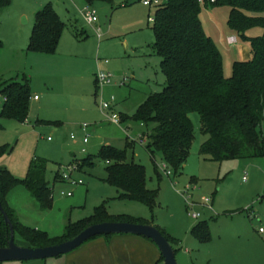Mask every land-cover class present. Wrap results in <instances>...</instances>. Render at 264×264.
Listing matches in <instances>:
<instances>
[{"label": "rangeland", "instance_id": "rangeland-1", "mask_svg": "<svg viewBox=\"0 0 264 264\" xmlns=\"http://www.w3.org/2000/svg\"><path fill=\"white\" fill-rule=\"evenodd\" d=\"M144 1H96L92 5L97 12L96 26L83 17L82 11L90 6L86 0H12L10 7L0 11V85L28 79L32 94L40 99L31 100L24 123L0 119V147L10 148L0 158V167L23 180L34 159L47 160V181L53 189V209L45 213L35 210L39 206L36 200L18 195L21 220L28 227L59 236L69 222L90 217L106 202L109 215L153 220L154 226L172 232L181 242L192 224L208 222L215 244L219 237L232 235H244L245 243L254 244L264 239V159L206 160L200 149L208 136L201 132L197 113L190 115L195 139L182 174L167 170L162 155L156 153L152 158L146 149L147 129L133 116L150 95L163 90L166 79L154 48L152 19L157 5L145 6ZM46 4L65 23L59 48L52 55L28 50L34 13ZM230 10L228 6H202L200 13L205 33L222 53L225 78H231L238 61L236 47L250 49L249 41L229 27ZM262 34L263 29L256 27L245 35L255 38ZM234 37L237 42H231ZM101 72L113 75V85L98 86ZM3 103L0 94V107ZM102 103H112L111 109L103 112ZM115 115L127 120L112 123ZM84 124L87 131L82 129ZM86 135L89 142L85 145ZM106 146L126 151L128 162L145 167L147 188L159 191L153 211L139 202L120 200L121 192L104 181L108 164L99 154ZM87 156L94 159L95 167L80 169V163L74 161ZM73 164L78 168L73 178L83 185L72 188L54 182L57 173L62 175ZM69 191L72 198L61 196ZM205 200H210L212 211L205 207ZM194 213L201 216L196 221L190 217ZM15 241L22 244L18 237ZM68 255L3 264H66ZM182 257L179 251L177 261Z\"/></svg>", "mask_w": 264, "mask_h": 264}, {"label": "trees", "instance_id": "trees-1", "mask_svg": "<svg viewBox=\"0 0 264 264\" xmlns=\"http://www.w3.org/2000/svg\"><path fill=\"white\" fill-rule=\"evenodd\" d=\"M96 1L86 0L90 6ZM11 4L12 0H0V11ZM202 6L230 7L229 27L249 41L252 57L245 62L237 61L231 78H225L222 53L205 33L200 19ZM156 7L152 22L154 48L161 59L166 84L161 92L150 95L133 116L135 122L147 129L146 149L152 158L160 153L168 169L176 175L182 174L195 139L190 115L197 113L201 132L208 136L200 149V155L206 160L264 159V0H217L215 3L210 0L202 3L199 0H159ZM256 27L262 28L263 34L247 38L246 32ZM64 29L65 23L52 5L46 4L35 14L28 50L55 54ZM0 94L4 97L0 119L26 122L33 97L30 81L2 82ZM121 119L125 122L127 117ZM0 129H3L1 123ZM9 149L8 146L0 147V158L8 154ZM99 157L108 164L104 181L121 192L120 200L136 201L154 210L159 191L147 188L143 165L128 162L126 151L111 146L103 147ZM74 163H80V169L95 167L91 156ZM47 169V160L34 159L27 177L19 180L0 167V203L13 226L15 239L21 240L20 246L38 249L58 245L74 239L92 225L107 222L154 226L153 220L109 215L106 202L90 217L69 222L61 236L52 237L45 231L23 225L8 204V195L22 186L42 211L52 209L53 189L47 181ZM58 181H61L59 173L54 177V182ZM157 228L177 254L178 241ZM191 234L203 244L212 240L208 222L197 223ZM111 236L99 237L110 239ZM9 239L10 228L0 213V248H6ZM161 261L164 262L163 257Z\"/></svg>", "mask_w": 264, "mask_h": 264}, {"label": "crops", "instance_id": "crops-1", "mask_svg": "<svg viewBox=\"0 0 264 264\" xmlns=\"http://www.w3.org/2000/svg\"><path fill=\"white\" fill-rule=\"evenodd\" d=\"M41 8L42 7H40L39 10ZM36 12L34 13V18ZM231 42H237L236 37L231 38ZM251 57L252 54L250 49H248L247 47H236V58L238 59V61L245 62L250 60ZM32 96V100H40L39 98L37 100L34 99L35 97H38L37 95L34 96L32 94ZM25 194L26 196L24 197L29 196V198H31V201H35V199L26 189H21L20 187L12 190L7 199L10 207L16 211L21 223L23 221L21 220L20 212L18 209L17 202L19 201L17 200V196H23ZM34 208L35 210L39 209L41 213H45L41 210L40 206ZM208 209L212 211V208ZM51 210H48V212H50ZM22 224L24 225V222ZM196 224L197 223L192 224V228L189 229H193ZM190 230H187L188 232H186V236L182 239V242L175 238L172 232L171 234L170 232H167L171 237L178 241L177 249L183 252L181 262L180 260H178V264H264V239L262 238L257 239L254 244H247L244 242V235H232L228 236L227 238L219 237L218 243L215 244V239L214 237H212V240L209 243L203 244L200 243L196 238H194L192 234H190ZM52 235L54 234L52 233L51 236ZM52 237L57 236L54 235ZM215 248H217L219 251H214ZM161 257L162 255L157 246L146 238L134 235H116L111 237L110 239L96 238L88 241L76 251L70 253L66 257L65 263L165 264L163 261H161Z\"/></svg>", "mask_w": 264, "mask_h": 264}, {"label": "water", "instance_id": "water-1", "mask_svg": "<svg viewBox=\"0 0 264 264\" xmlns=\"http://www.w3.org/2000/svg\"><path fill=\"white\" fill-rule=\"evenodd\" d=\"M0 213L5 223L10 228L8 246L6 248H0V264L9 262L45 261L58 258L72 253L95 237L108 235H134L151 240L159 249L165 264H178L176 252L172 244L161 231L153 225L114 222L101 223L86 228L70 241L46 248L33 249L20 246L16 243L13 226L1 203Z\"/></svg>", "mask_w": 264, "mask_h": 264}, {"label": "built area", "instance_id": "built-area-1", "mask_svg": "<svg viewBox=\"0 0 264 264\" xmlns=\"http://www.w3.org/2000/svg\"><path fill=\"white\" fill-rule=\"evenodd\" d=\"M204 0H199V2H203ZM217 0H210L211 3H215ZM159 0H145L143 2V4L145 6H151L153 3L154 4H158ZM82 14H83V17L84 19L86 20V22L90 25H93V26H96L97 25V22H98V18H97V12L95 10V8H93L92 6H88L87 8H85L83 11H82ZM152 22H153V19H152ZM97 33H98V36L99 38H101V36L99 35V30H97ZM97 83H98V86H100L101 88L102 87H105V86H110L111 84H113V75H111L110 73H105V72H101L98 74L97 76ZM35 100L38 99V97H35L34 98ZM113 101V99H112ZM111 106H112V103H102L101 104V109L103 112H106L108 110L111 109ZM112 123H115V124H120L121 123V118L118 117V116H114L112 118ZM82 129L84 131H87L88 129V126L86 124H84L82 126ZM72 139H75L74 136H72ZM144 141V140H143ZM83 142L84 144H88L89 142V136L86 135L85 138L83 139ZM85 152V151H84ZM165 168L167 170H169L166 165H165ZM78 172V168L76 165H72L68 168H66V172H64L62 175H60V179L63 183H67L69 184L72 188L73 187H78V186H81L83 185V181L82 180H77V179H74L73 178V174L74 173H77ZM171 173L170 171L167 173V176H170ZM61 196H65V197H69L71 198L73 196V192H61ZM204 204L206 207L208 208H212L211 207V203H210V200H205L204 201ZM190 217L193 219V220H198L201 216L199 213H194V214H190ZM260 232H263V229L261 228L259 230Z\"/></svg>", "mask_w": 264, "mask_h": 264}]
</instances>
